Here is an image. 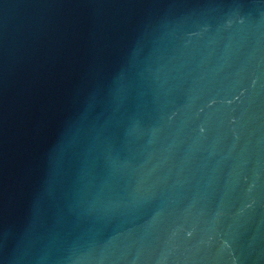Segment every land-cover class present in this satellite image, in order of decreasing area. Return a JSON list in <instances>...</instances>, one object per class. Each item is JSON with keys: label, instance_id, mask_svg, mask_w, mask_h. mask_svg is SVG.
<instances>
[{"label": "water", "instance_id": "95a60500", "mask_svg": "<svg viewBox=\"0 0 264 264\" xmlns=\"http://www.w3.org/2000/svg\"><path fill=\"white\" fill-rule=\"evenodd\" d=\"M0 264H264V0H0Z\"/></svg>", "mask_w": 264, "mask_h": 264}]
</instances>
